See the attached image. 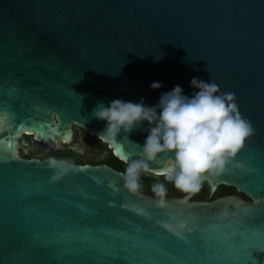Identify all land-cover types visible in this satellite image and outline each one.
Segmentation results:
<instances>
[{"label": "water", "instance_id": "95a60500", "mask_svg": "<svg viewBox=\"0 0 264 264\" xmlns=\"http://www.w3.org/2000/svg\"><path fill=\"white\" fill-rule=\"evenodd\" d=\"M193 78L234 93L254 130L201 180L235 194L158 206L107 165L20 155L23 136L54 151L73 127L98 138L100 103L156 107L175 86L191 97ZM148 129L98 139L128 165ZM0 264H264V0H0Z\"/></svg>", "mask_w": 264, "mask_h": 264}, {"label": "clouds", "instance_id": "9594fccd", "mask_svg": "<svg viewBox=\"0 0 264 264\" xmlns=\"http://www.w3.org/2000/svg\"><path fill=\"white\" fill-rule=\"evenodd\" d=\"M150 87L155 90L161 84L153 82ZM191 87L198 89L193 96L183 95L182 88L175 86L160 97L156 107H146L142 100L133 103L116 99L107 107L100 103L93 110L95 119L107 122L98 137L101 140L114 141L121 130L129 133L141 122L149 125L139 158L128 162L123 177L129 193L140 191L139 178L149 170V162L168 153L173 158L166 179L177 190L194 194L199 191L203 175H219L245 138L253 134L251 124L238 111L234 93H220L214 81L206 83L197 78L192 79ZM152 192L158 198L157 205L164 206L165 185L154 184Z\"/></svg>", "mask_w": 264, "mask_h": 264}, {"label": "trees", "instance_id": "16d2710c", "mask_svg": "<svg viewBox=\"0 0 264 264\" xmlns=\"http://www.w3.org/2000/svg\"><path fill=\"white\" fill-rule=\"evenodd\" d=\"M87 136L89 137V135ZM23 140L29 145L28 149L26 150L22 149L20 151V155L24 159L34 158L35 157L34 155H38L37 159H40V160L43 158L52 156L60 160H66L69 164H77V165L92 164L94 166L107 165L113 168L115 171L122 172L124 175L126 173L127 165L119 161L117 158H115L112 154V151L108 149V145L106 143H102L100 140L97 141V145L99 146V149L101 150V155H100L101 158L99 157L95 161L83 159L69 150L54 151L52 149L45 147L42 143L35 142L33 138L30 136H24L22 141ZM31 147L33 149H31ZM139 182L141 185L139 192H143L151 196H155L154 193L152 192V186L156 183H163L165 185V188L167 191L166 197L181 198L187 194V193H183L177 190L174 184L166 179V176H161L158 178H141L140 177ZM231 194H235V189L220 186L214 195H210L208 185L203 184L199 188V191H197L196 194L194 195L193 200L209 202L215 198L224 197V196H228ZM241 196L245 200H249L247 196L243 194H241Z\"/></svg>", "mask_w": 264, "mask_h": 264}, {"label": "rangeland", "instance_id": "374dc122", "mask_svg": "<svg viewBox=\"0 0 264 264\" xmlns=\"http://www.w3.org/2000/svg\"><path fill=\"white\" fill-rule=\"evenodd\" d=\"M73 128H74V131H75L76 136H75V138L73 139V141L71 143H69L68 145H66V147H71L73 149H76V150L82 151V152H91V153H93L94 151L97 152V150L94 148V144L97 143V141L99 139L97 137L90 136L88 133L81 131L77 127H73ZM87 135H89V137ZM23 137L20 139L21 148L23 150H26V149L29 148V145L24 140L22 141ZM31 149H33V148L31 147ZM34 156H35L34 158H37L38 157V155H34ZM140 177L141 178H158V176L149 174L147 172H142L141 175H140Z\"/></svg>", "mask_w": 264, "mask_h": 264}, {"label": "flooded vegetation", "instance_id": "af4514ba", "mask_svg": "<svg viewBox=\"0 0 264 264\" xmlns=\"http://www.w3.org/2000/svg\"><path fill=\"white\" fill-rule=\"evenodd\" d=\"M73 130H74V128H73ZM75 136H76V134H75V131H74V138H75ZM94 148L97 150V152L94 151L93 153H91V152L78 151V150L73 149L71 147H66L67 150L73 152L77 156H79V157H81L83 159L91 160V161H95L101 155V150L99 149V146L97 145V143L94 144ZM74 165H77V164H74ZM88 165H92V164H88ZM92 166H94V165H92ZM141 193H143V192H141ZM143 194H146V193H143Z\"/></svg>", "mask_w": 264, "mask_h": 264}, {"label": "snow or ice", "instance_id": "6c2138e0", "mask_svg": "<svg viewBox=\"0 0 264 264\" xmlns=\"http://www.w3.org/2000/svg\"><path fill=\"white\" fill-rule=\"evenodd\" d=\"M241 148V147H240Z\"/></svg>", "mask_w": 264, "mask_h": 264}]
</instances>
